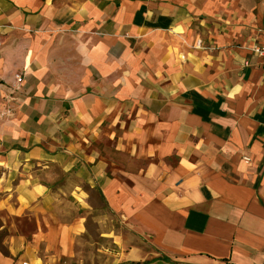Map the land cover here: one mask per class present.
Listing matches in <instances>:
<instances>
[{
	"label": "crops",
	"instance_id": "1",
	"mask_svg": "<svg viewBox=\"0 0 264 264\" xmlns=\"http://www.w3.org/2000/svg\"><path fill=\"white\" fill-rule=\"evenodd\" d=\"M0 39V264L85 188L147 239L118 264H264V0H0Z\"/></svg>",
	"mask_w": 264,
	"mask_h": 264
},
{
	"label": "rangeland",
	"instance_id": "2",
	"mask_svg": "<svg viewBox=\"0 0 264 264\" xmlns=\"http://www.w3.org/2000/svg\"><path fill=\"white\" fill-rule=\"evenodd\" d=\"M85 191L90 194L92 205L85 216L86 231L74 239L68 252L50 254L42 246L38 249L42 264H118L132 247L147 243V239L131 231L121 218L109 211L98 193L89 188ZM64 213L73 215L74 209L64 208ZM7 234L0 233V249L4 254L7 249L2 243Z\"/></svg>",
	"mask_w": 264,
	"mask_h": 264
},
{
	"label": "built area",
	"instance_id": "3",
	"mask_svg": "<svg viewBox=\"0 0 264 264\" xmlns=\"http://www.w3.org/2000/svg\"><path fill=\"white\" fill-rule=\"evenodd\" d=\"M0 45H1V39H0ZM198 48L202 47V42L199 41L198 42ZM252 53L258 57H264V46L261 45H255L252 48ZM15 81H16V86H14V89H16L17 91L19 90V88L22 86L23 82H24V76L22 74H17L15 76ZM246 163L250 162V159L245 157L244 158Z\"/></svg>",
	"mask_w": 264,
	"mask_h": 264
}]
</instances>
